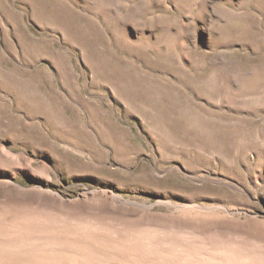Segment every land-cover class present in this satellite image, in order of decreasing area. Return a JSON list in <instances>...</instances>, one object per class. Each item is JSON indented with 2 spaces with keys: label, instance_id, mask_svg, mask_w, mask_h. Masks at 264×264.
Instances as JSON below:
<instances>
[{
  "label": "rangeland",
  "instance_id": "1",
  "mask_svg": "<svg viewBox=\"0 0 264 264\" xmlns=\"http://www.w3.org/2000/svg\"><path fill=\"white\" fill-rule=\"evenodd\" d=\"M0 264H264V0H0Z\"/></svg>",
  "mask_w": 264,
  "mask_h": 264
}]
</instances>
